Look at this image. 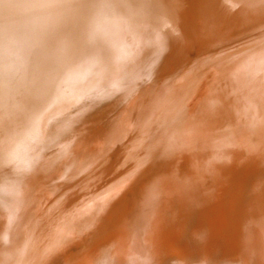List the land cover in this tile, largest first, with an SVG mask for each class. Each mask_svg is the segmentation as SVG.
Segmentation results:
<instances>
[{
  "label": "bare ground",
  "instance_id": "1",
  "mask_svg": "<svg viewBox=\"0 0 264 264\" xmlns=\"http://www.w3.org/2000/svg\"><path fill=\"white\" fill-rule=\"evenodd\" d=\"M46 2L7 0L6 7L0 8V52L10 58L18 70L8 77V85H13L15 91L10 95L6 85L0 97V104L4 102L9 112L5 111L0 118V264H73L77 261L81 264H141L148 260L142 258L145 255L153 263L183 255V258L200 257L190 264H264V197L261 198L264 193L255 179L252 181V176L246 175L245 179L239 174L252 171L254 164L251 163L249 171V164L245 163L247 170L241 171L245 161H239L244 153L256 151L258 143L264 140V133L256 128L262 120L261 109L255 105L247 107L245 103L235 110L236 116H227L228 120L215 119L203 108L213 107L212 113H220L225 109L223 102L216 106L212 98H205L201 103L205 107H198V112L187 120L179 119L184 110L196 108L200 94L207 92L209 81L205 84L195 72H190L180 82L169 80L159 84L151 93L141 94L126 105L128 101L124 103V100L137 84L154 75L160 76L167 52L173 59L184 51L182 38H175L179 33L167 21L170 16L165 18L167 12L155 0H141L135 9H131L129 0H121L116 12L101 23L105 35L97 40L91 35L95 10L89 9L90 5L52 0L54 8L65 15L76 16V22L65 26L60 35L33 37V29H42L51 22L53 9ZM212 3L200 7L208 8ZM177 18L180 17L177 15ZM172 59L168 60L167 55V63ZM164 65L166 68L167 64ZM199 78L203 82L196 85ZM223 94L222 90L212 93L227 104L228 101L220 97ZM11 96H14L12 101ZM170 110L173 113L169 114ZM163 112L166 113L162 115ZM163 116H169L170 125L176 128L172 133L174 137L169 140V136L162 149L153 147L141 151L143 143H139L143 138L126 142L137 132L144 131L146 136L158 130L153 122ZM164 123L165 118L161 124ZM77 136H81L80 139L74 140ZM83 137L88 138V143ZM119 149L136 161L130 169L139 174V178L130 184V192H144L136 197V202L127 201L132 193H125L121 202L109 206L107 197L111 194L105 196V193L118 177L114 178L112 169L107 167L109 163L103 164V161ZM85 155H88L86 162ZM93 167V171L109 176L106 183L95 184L88 192L78 191L70 198L65 195L69 189L63 192L58 189L56 183L60 179L75 180ZM48 202L47 212L40 215L33 230L30 217L36 218L37 212ZM108 206L109 211L101 221ZM84 211L92 213L93 218L79 232L71 216L86 219ZM95 211L99 212L97 216ZM134 216L142 219L138 229L141 238L149 242L155 252L134 253L131 235H134L133 225L138 224ZM175 216L184 218L173 223ZM58 219L63 220L61 232L54 236L49 228ZM183 224L188 232L186 242L169 247L166 239L165 243L157 244L159 238L179 237ZM27 233L29 238L25 237ZM191 246L195 247L194 252Z\"/></svg>",
  "mask_w": 264,
  "mask_h": 264
},
{
  "label": "rangeland",
  "instance_id": "2",
  "mask_svg": "<svg viewBox=\"0 0 264 264\" xmlns=\"http://www.w3.org/2000/svg\"><path fill=\"white\" fill-rule=\"evenodd\" d=\"M167 1L168 0H166V2L164 0H161V1L155 0V2H157L159 5L162 6V10L163 11L165 10V12H167V13L164 12L165 14H167V15H165V18L170 16V17L167 18V21H168V23L172 24V26H174V30H177L176 31L177 34L179 33V35H178L179 37L176 35L175 38H178V39L182 38L180 43L184 47L182 49L184 51H182V54L179 53L180 57L178 56V54H176L175 55L176 57L175 56L173 57L174 60L170 56L171 54L169 55L168 52H167L165 58L167 60V55H168V60L171 61V59H172V62H170L171 65H168L170 63H167V61L164 59L163 60V68H162V70L164 72L162 71L160 74H158V75H160L159 76L160 78L158 76H157L158 77L157 78L156 75H154L153 76L154 78L149 79L147 81H142L141 83H139L140 85L137 84L136 85L137 87H135V90H134L135 92L133 91L132 93H129L130 95L129 94H128L129 96L127 95L126 99L124 100V103L128 101L127 104H126V105H128L134 99H136L137 97L141 96V94H142V96L143 95L146 96L147 94L151 93L152 89H154L159 84H163V83H165L166 81H169V80H170L169 82L174 81V82L177 83V82L182 81L184 79V77L187 74H189L190 72H191V74H193L195 72V74L197 73L198 75H200V77H202V80H204V82L207 81V80L209 81V84L207 83V86H208V88L206 89L207 92L205 93V94H208V95H205L204 93H201L200 97H199V100L197 101L198 106H196V108L194 107L192 110H190V108H188L187 110H184V113L179 117V119L184 117L185 120H187L188 118H190L192 116V114L194 112H196V111L198 112L197 108L201 106V103H202L203 99H205V98H212V101L214 102V104H216V106L221 104V102H223L222 105L225 107V109H223V111L220 112V113L221 114L223 113V115H225V116L220 115V113H212L213 107L212 108H210L208 106H206V107L203 106L205 108H203L202 106L200 107V108H203L206 113H209V114L211 113V115L213 114L212 118H215V119H218V118L219 119L220 118L223 119V117H225V119L228 120V118H226L227 116L231 117V118L236 116L235 110L239 109V107L243 106L246 103L247 107H253L255 105V108L261 109L259 114L261 115L262 120L259 121V124H256V128H260V130H262V134H263L264 133V129H261V128H263V126H264V103H263L264 102L263 101L264 100V97H263L264 96V35H263V33H264V1H261V0H243V2H241V0L240 1H237V0H233V1L232 0H228V1H226V0H220V1L217 0V1H215L214 0L215 1L214 2L213 0H210L209 2L208 1L204 2L205 0H202L201 4H203V5L200 4L201 0H193V1L192 0H185V3H184V0H177L178 3H177L176 0H172L173 3H168L169 1L168 2ZM172 1H170V2H172ZM194 1H196L195 3H198L197 6H196V8L198 7V10L194 7L195 6ZM0 2H1L0 3V5H1L0 8L6 7L7 0H0ZM232 2H233V4H232ZM46 3H47L48 6H50L51 9H53V11H51V13L53 12L52 13L51 22L47 26L42 28V29H40L41 27H36L35 30L33 29V31H32L33 37L34 36L35 37H39L40 35H44L46 37L47 35H51V34H55V35L57 34L58 35V33L60 35L61 32H63V29H64L65 26L72 25V23L76 22V20H77L76 16L74 18L71 15H67V13L65 15V13H62L58 9L54 8L51 5L52 4V0H47ZM129 3H130L131 9H135L141 3V0H129ZM174 3H177L178 6H177V4L175 5ZM192 3H194V5H192ZM211 3L215 7L213 5H209V6H211L210 9H209V6H208V8L207 7L206 8H203V7L201 8L200 7V6H207L206 4H211ZM217 3H219L220 5L217 4ZM168 4L169 5L171 4V5L169 6ZM164 5H168V7L164 6ZM226 6H227V8H226ZM90 7H88V8L92 9V7L91 8ZM169 7L171 8V11H170ZM176 7L178 9L177 11H176ZM221 7H223V9ZM172 8H173V10H172ZM183 9H185L186 11L183 10ZM191 9L194 10V11L197 10L196 11L197 13L192 11ZM202 9L203 10L205 9V11H203ZM213 9H214V11H213ZM181 10H183V11H181ZM200 10H202V11H200ZM207 10L210 11V12L208 13ZM195 13H196V16L194 15ZM204 13L206 15H204ZM173 14H176V15H173ZM177 15L180 18H177ZM206 17H208V19ZM176 19H178L180 21V23L183 24V26H182V24L179 25L180 23H179L178 20H177L178 22L175 21ZM184 19H185V21H184ZM217 22H219V23H217ZM186 25H187V27H186ZM181 26H182V29L180 28ZM197 26H198V28H197ZM179 29H180V31H179ZM197 32H199V33H197ZM186 35H188V36H186ZM253 37H254V40H252ZM259 37H260V39H259ZM191 38H193V39H191ZM250 38H251L252 42L250 41ZM183 40H184L185 44L183 43ZM238 42H239V44H238ZM249 42H251V43H249ZM253 42H255V43H253ZM256 43H258V44H256ZM232 44H234V46ZM244 44L246 45V47H245ZM240 45H242L243 48L240 47ZM227 46H229V48H227ZM230 47H232V48L230 49ZM227 50H228V52H227ZM168 51L171 53V48ZM218 51H220V52H218ZM243 57H244V59H243ZM246 57H247V59H246ZM180 58H182V60ZM239 60H243V61L239 62ZM179 61H180L181 64L179 63ZM174 62H176V63L174 64ZM231 62H233V63H231ZM237 62H238V64L240 63L239 66L237 65ZM172 63L174 65H172ZM164 64H167L166 68L167 69L170 68V69L166 70V68H164L165 67ZM182 64H183V67H182ZM10 65H12V66H10ZM171 68H172V70H171ZM234 69L235 70L237 69L236 70L237 72ZM228 70H231V73ZM16 71H18V70L15 69V67H14V65L12 63V60L10 58L6 57L5 55H2L1 52H0V97L3 96L2 88L4 86L8 85V83L10 81L8 79V77L11 74H13V76H14V74H16ZM227 71L230 74H232V75H230ZM224 72H225V75L223 74ZM238 72H240V73H238ZM218 73H221L223 75L218 74ZM227 73H228L229 76L226 75ZM246 73H248V74H246ZM248 75H249V77H248ZM250 75H251V77H250ZM202 80H200V78H199V81L197 80L198 82L196 83V85L197 84L198 85L201 84L203 82ZM150 82H151V85L149 84ZM211 82H213L214 86L212 85ZM147 84H149V86ZM205 84H206V82H205ZM141 85H142V87H141ZM7 87L9 89V94L10 95L13 94V91H15L14 86L13 85H8ZM138 87H140L141 90ZM212 87H213V89H212ZM136 89H137V91H136ZM200 90L202 91V88ZM216 90H222V94L223 93L224 94H223V96H220V97H222L223 100L228 101L227 104L224 101L217 100L215 98V96L212 95V93L214 91H216ZM137 92H138V94H136ZM261 94H263V95H261ZM15 97H18V96L15 95ZM180 97H181V95H180ZM226 97H228V98H226ZM261 97H263V98H261ZM13 98H14V96H11V98H10L11 101L13 100ZM177 98H179V97H177ZM177 98L175 100H177ZM258 98H259V100H258ZM4 99L8 100V98H4ZM14 100H17V99H14ZM217 101H219V102H217ZM261 103L263 104V106H262ZM4 105H5L4 102L2 104H0V118L1 119H2V116L5 113V111L8 112V107H7V110H6V107H4ZM8 105L9 104H6V106H8ZM225 111H226V113H225ZM166 112H163L162 115H164ZM169 112H170L169 114L173 113L171 110ZM167 114H168V112L166 113V115ZM215 114H216V116H215ZM11 116H13V114H10V117ZM163 118H165V123L167 121L166 124L165 123L161 124L162 121H163ZM163 118H160L159 121H156V123H154L155 121L153 122V125L156 124V126H158V128L156 127L158 130H156V131L152 130V132L150 134L146 135V136L144 135V131L137 132L136 135H134L131 138H129L126 142L129 144L132 141L133 142L134 141H138L141 138H143V142L139 143V145H141L143 143L142 146H141L142 147L141 151H146L148 148L153 149V147L154 148L158 147V148L162 149L165 146V144L170 139H172L174 137L172 133H173V131L176 128V126H174V125L171 126L170 125V117L169 116H163ZM232 132H234V131L232 130ZM80 137L81 136H77L76 138H74V140L75 139L76 140L80 139ZM168 137H169V140H168ZM87 139L84 140V137H83L82 140L86 141ZM263 141L258 143V145H257L258 148H257L256 151H249V152L244 153L245 154L244 157L242 158V160L239 161V162H241V161L244 162L245 161L243 163L244 166H243V169L241 171L247 170V168H245V167L248 164L250 165V166L248 165L249 171L252 169V171H250L249 174L247 173L248 170L247 171H243V172H245V174L243 172H239V174L243 175L245 179H246V177L252 176V181L255 179L256 185H258L259 187L262 188V193H264V142ZM86 143H88V140L86 141ZM119 144L120 143L118 142V144L116 146L114 145L115 150H116V148H117V146ZM127 156H128V154H127ZM127 156H126V152L122 153V150L119 149L115 153L109 155L103 161V164L104 163H109L107 167H108V169H112L111 173L114 174V178L118 177L117 180L114 181V183L111 184L112 185L111 188H109L108 191L105 193V196H107V193L111 194V195H109V197H107V204L108 205L112 204V206H113V205L121 202V199L124 198L123 195L125 193H127V194L132 193V196L130 198H126L127 201H130V200L135 201L136 197L138 199V196H141L143 194V192H144L143 191L141 193H136V192H133V191L130 192V190H129L130 189L129 186L132 185V181H134L136 178H139L138 177L139 174L133 173V170L130 169L131 167H133V164L136 162L135 159L133 157L132 158H128ZM87 157H88V155H85L83 157V160H85V162L87 160ZM245 163H247V165H245ZM251 163H252V165L253 164L254 165L252 166ZM223 165H227V163H223ZM201 166H204V164H202ZM255 166H257V167L255 168ZM250 167H251V169H250ZM253 168L256 169V170H254ZM93 169H94V167L85 170L75 180L72 179L69 182H65L66 178L64 177V178L60 179L56 183V185H59L58 189L61 192L69 189L70 191L67 192L65 195H66L67 198H70L71 195L76 194L78 191H86V192H88V191H90L91 188H93V186L95 184H98V183H101V182L106 183L105 181H108V177L109 176H107V175L105 176L103 174H99V172H100L99 170L93 171ZM150 169H152V167H150ZM123 179L124 180H128L129 182L128 181L123 182ZM118 181H120L119 184H118ZM247 181L249 182V181H251V179L250 180L248 179ZM60 182H62V183L60 184ZM116 184H118V185H116ZM248 185L252 186L250 183ZM114 186H116L117 188L114 189ZM123 187H124V189H122ZM118 188H120L122 190H119ZM60 191H58V193ZM146 193H148V192H146ZM263 197L264 196L261 195V198H263ZM137 199H136V201H137ZM247 200L249 201L250 197L247 198ZM125 204L126 203H124V205ZM109 206L106 207V211L102 213L101 221L104 219V217L108 213L107 211H109L108 210ZM48 207H49V202L44 205V207L42 208V210L40 212H37L38 214H36L37 215V216H35L36 218L33 219V216L30 217V218H32L31 224H32V229L33 230L36 227V224H37L38 220H40L39 219L40 215H42L43 212L46 213L47 210H48ZM84 212H85V215H86V219L84 217H81L80 218L81 220H79V219L77 220L74 216L73 217L71 216L72 220L74 221L73 224H75L77 227H79V230H80L79 232H82V230H81L82 226H86V225H88L89 223L92 222L91 221L92 218H93L92 213H86V211H84ZM94 214H95V216H97L99 214V212L95 211ZM134 217H133V219H134ZM139 218H140L139 216L135 217V220L137 219L138 224L133 225L132 234H134L135 236L131 235V236H133V237H131L132 238L131 243H132L133 251H134L135 254H142V253L143 254H146V253L149 254L150 251L153 253L155 251L154 250L152 251L151 248L149 247L150 243L147 242L146 240H143L141 238V235H140L141 231H139V230H140V226H141L140 222H142L141 221L142 219H139ZM175 218H174L173 223L174 222H180L181 219L184 218V217H181V216L180 217L179 216L176 217L175 216ZM191 219L190 220L188 219L189 220L188 223L191 222ZM62 223H63V220L62 219H58L56 223H53L50 226V228H49L50 232L49 233L50 234H54V236H56L59 232H61ZM97 223H99V222H97ZM184 224H183L182 229L180 230L179 237H172L171 239H170V237H168V238L164 237L165 239L164 238H159L157 244H161L162 242L166 241V239L168 240V241H166V243H169V247L176 246L177 244H179L180 241H185L186 242L188 240V232H187V230L184 229L185 228ZM181 232L183 233V235L181 234ZM37 233L39 234L40 231H38ZM37 233H36L37 237L38 236L40 237V235H38ZM136 233H137V235H136ZM28 235H29V233H27L25 237L29 238ZM137 236H138V238H137ZM175 238L176 239L178 238V240H176ZM169 239H170L171 242L169 241ZM174 240H175V242H174ZM140 242H142V243H140ZM148 248H150V249L147 250ZM192 248H195V247L191 246V250L194 252L195 250H193ZM160 249L162 250L163 247L160 248ZM181 256H182L181 258H180V255H179L178 257H174V256L173 257L172 256L171 257H167L169 259H167V258L166 259L162 258V260L158 259L159 261H156L157 263L155 262L156 258L155 259H150V260H154V262L156 264H165L168 260L169 261L166 264H169L170 261H171L170 264L172 262H173V264H175V263L190 264L193 260H199V258H200V257L197 258L195 256H192V258H186V257L183 258V255H181ZM142 258L143 259H148V260H145L141 264H146L148 262L150 264L151 263L155 264L152 261H149V258H147L146 255L144 257L142 256ZM171 258H172L173 261L170 260ZM180 261L182 263H180ZM163 262H165V263H163ZM73 264H81V263H80V261H77V262H75Z\"/></svg>",
  "mask_w": 264,
  "mask_h": 264
},
{
  "label": "snow or ice",
  "instance_id": "3",
  "mask_svg": "<svg viewBox=\"0 0 264 264\" xmlns=\"http://www.w3.org/2000/svg\"><path fill=\"white\" fill-rule=\"evenodd\" d=\"M57 3H80L84 2L95 10V15L90 24L91 35L97 40L105 35L101 23L106 22L109 15L116 12L120 6L121 0H53ZM55 85V81H53Z\"/></svg>",
  "mask_w": 264,
  "mask_h": 264
}]
</instances>
